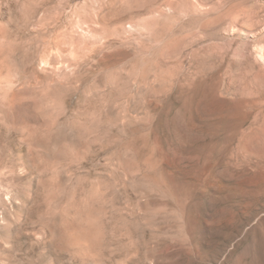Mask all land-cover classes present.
Returning a JSON list of instances; mask_svg holds the SVG:
<instances>
[{"label":"rangeland","instance_id":"rangeland-1","mask_svg":"<svg viewBox=\"0 0 264 264\" xmlns=\"http://www.w3.org/2000/svg\"><path fill=\"white\" fill-rule=\"evenodd\" d=\"M0 264H264V0H0Z\"/></svg>","mask_w":264,"mask_h":264},{"label":"bare ground","instance_id":"bare-ground-1","mask_svg":"<svg viewBox=\"0 0 264 264\" xmlns=\"http://www.w3.org/2000/svg\"><path fill=\"white\" fill-rule=\"evenodd\" d=\"M96 229V228H95ZM84 230V229H83ZM89 231H91V230H89ZM89 231H87V232H89Z\"/></svg>","mask_w":264,"mask_h":264}]
</instances>
